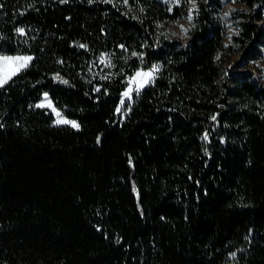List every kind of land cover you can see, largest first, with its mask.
<instances>
[{"label":"trees","instance_id":"trees-1","mask_svg":"<svg viewBox=\"0 0 264 264\" xmlns=\"http://www.w3.org/2000/svg\"><path fill=\"white\" fill-rule=\"evenodd\" d=\"M0 55V264H264V0H0Z\"/></svg>","mask_w":264,"mask_h":264},{"label":"snow or ice","instance_id":"snow-or-ice-1","mask_svg":"<svg viewBox=\"0 0 264 264\" xmlns=\"http://www.w3.org/2000/svg\"><path fill=\"white\" fill-rule=\"evenodd\" d=\"M21 33H23V29H19ZM185 32L187 29L184 30ZM81 47H84V45H80ZM135 55V53H134ZM32 60L31 56H0V87H3L5 84H7L13 76H15L21 69L26 68L29 64V62ZM110 64V61H108ZM158 70V66H153L152 71L149 72H137L136 77H144L145 79L141 80H134L133 82L138 83L140 87L144 85L146 82V79L152 76V73L154 71ZM57 79H60L59 76H57ZM67 83V81H64ZM132 91L131 88H129L128 92H125L124 95L128 96L129 93ZM123 103V101L121 102ZM44 104L37 105V107H44ZM47 107H52L51 101L47 102ZM53 111H56L53 108ZM119 111V109H118ZM57 117H61V114L57 111L56 112ZM56 123L58 124H71L74 128H79V125L75 121H70L67 119L59 118L57 119Z\"/></svg>","mask_w":264,"mask_h":264},{"label":"rangeland","instance_id":"rangeland-1","mask_svg":"<svg viewBox=\"0 0 264 264\" xmlns=\"http://www.w3.org/2000/svg\"><path fill=\"white\" fill-rule=\"evenodd\" d=\"M163 1H165L166 3H169V4H171V5H173V4H178V3L181 2V0H163ZM191 5H193V4H191ZM232 6H233V5H231L229 1H226V8H225L226 10H229L230 7H232ZM225 15H226L227 17H229V15H227V14H225ZM228 21H229L228 23H229L230 29L233 30V29H234V25L232 24V23H233L232 20H228ZM0 56H30V55H0ZM233 59H235V57H234ZM258 64H259V66L263 69V74H264V60L259 61ZM152 69H153V67H151V68H149V69H146V70H142V71H140V72H149V71H152ZM21 70H22V69H21ZM156 73H157V71H154V72L152 73V76L146 79V82L144 83V85L147 84V83H149V82H152V81L154 80L155 76H156ZM141 79H145V78H144V77H136V74L134 75V77L131 79L130 86H129V88H131L132 91L129 93L128 96H125V95L123 94V98H124V97H125V98H129V97H130V94H132L133 92L137 93V92H138V91L144 86V85H143L142 87H140V86L138 85V83L133 82L134 80H141ZM263 80H264V77H263ZM129 88L127 89L126 92H128ZM48 101H51V99L49 98V96H48L47 94H44L43 98H42L41 101L39 102V105H40V104H44V105H45L44 107L47 108V109H49V110L53 113L55 123H56L57 119H59V118H63V119H67V120H70V121H75V122L78 124V122H77L76 120L71 119V118H68L67 116H65V114H64L60 109H58L57 107H55V105L53 104L52 101H51L52 107H51V108H50V107H47L46 105H47V102H48ZM53 108H54L56 111H53ZM57 111L61 114V117H59V118H58L57 115H56V112H57ZM56 124H58V123H56ZM59 125H70V126H71V124H59ZM78 125H79V124H78Z\"/></svg>","mask_w":264,"mask_h":264}]
</instances>
